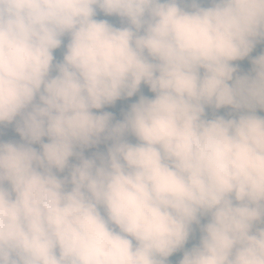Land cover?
Segmentation results:
<instances>
[{
	"label": "clouds",
	"instance_id": "clouds-1",
	"mask_svg": "<svg viewBox=\"0 0 264 264\" xmlns=\"http://www.w3.org/2000/svg\"><path fill=\"white\" fill-rule=\"evenodd\" d=\"M260 42L264 0H0V264H264Z\"/></svg>",
	"mask_w": 264,
	"mask_h": 264
},
{
	"label": "trees",
	"instance_id": "trees-1",
	"mask_svg": "<svg viewBox=\"0 0 264 264\" xmlns=\"http://www.w3.org/2000/svg\"><path fill=\"white\" fill-rule=\"evenodd\" d=\"M65 43H67V38H65ZM64 51V48L62 47L61 49H58L54 52V56H56L57 58H62V53ZM262 52H264V42H260L257 44L256 48L253 50V52L250 54V57L245 58L243 61H238L236 62L239 67H240V72L241 74L249 72L251 69V59L258 56L259 54H261ZM146 95L148 97H154V94L151 93V91L149 90L147 85H142L141 86V92L137 93L135 96L131 97V98H125L120 101V105L118 104L117 106H119V108L121 109V111L123 110L124 112H127L130 109V105L132 103L138 102L140 95ZM127 107V109H126ZM97 111H108L106 109L103 110H97ZM121 111H119L118 113L114 114L113 113V123L122 120L123 119V114ZM110 112V111H109ZM207 114H208V118L212 117V110L208 109L207 110ZM218 115H222L219 111L217 113ZM258 114L264 116V111H260L258 110ZM133 140V142H135L134 138H130ZM36 147L38 148L39 146L36 145ZM198 235H199V231L198 228L196 229L193 238L189 241V244L187 245V247H191L194 243H198ZM183 253L182 252H178L177 255V262L179 259L182 258Z\"/></svg>",
	"mask_w": 264,
	"mask_h": 264
},
{
	"label": "rangeland",
	"instance_id": "rangeland-1",
	"mask_svg": "<svg viewBox=\"0 0 264 264\" xmlns=\"http://www.w3.org/2000/svg\"><path fill=\"white\" fill-rule=\"evenodd\" d=\"M204 6H208V5H204ZM97 19H107L110 23H113L115 26H121V22H120V18L118 17H106L103 15V13H100L99 10H98V16H97ZM60 59V58H58ZM55 74V73H54ZM120 105V101H117L115 105L113 106H106L105 109L110 111L111 113H118L119 111H121V109L119 108V106L117 105ZM127 109V107H126ZM124 110V109H123ZM121 111L122 113L124 111ZM232 110L231 109H228V108H225V109H220L219 112L222 114V115H225L226 118H229L228 117V113L231 112ZM126 112H124L125 114ZM123 114V115H124ZM3 139L5 140H15V141H20V137H19V134L15 132V125H8L4 128V134H3ZM97 150H100V151H105L106 150V145L105 144H101L99 145V148H93V149H90V150H86V155H91L92 152H95ZM199 231V230H198ZM198 239H199V235H198ZM177 255L178 253L174 254L172 257L169 258L170 260V264H177Z\"/></svg>",
	"mask_w": 264,
	"mask_h": 264
}]
</instances>
